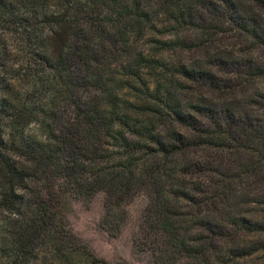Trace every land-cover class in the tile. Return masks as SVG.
<instances>
[{"label":"trees","instance_id":"16d2710c","mask_svg":"<svg viewBox=\"0 0 264 264\" xmlns=\"http://www.w3.org/2000/svg\"><path fill=\"white\" fill-rule=\"evenodd\" d=\"M264 264V0H0V264Z\"/></svg>","mask_w":264,"mask_h":264},{"label":"rangeland","instance_id":"374dc122","mask_svg":"<svg viewBox=\"0 0 264 264\" xmlns=\"http://www.w3.org/2000/svg\"><path fill=\"white\" fill-rule=\"evenodd\" d=\"M141 203L127 206L129 221L117 236H110L101 226L103 196L96 195L90 202L73 200L68 219L73 231L88 244L93 253L107 261H126L129 264H148L145 255L136 252L132 235L136 230Z\"/></svg>","mask_w":264,"mask_h":264}]
</instances>
